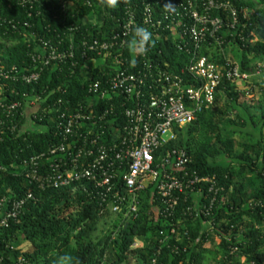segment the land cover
<instances>
[{
  "label": "trees",
  "instance_id": "trees-1",
  "mask_svg": "<svg viewBox=\"0 0 264 264\" xmlns=\"http://www.w3.org/2000/svg\"><path fill=\"white\" fill-rule=\"evenodd\" d=\"M181 1L0 0V69L15 68L18 78L27 75L31 54L41 52L40 40L66 47L72 39L77 49L73 62L49 64L35 83L0 79L4 103L24 107L28 99L38 98L35 108L21 109L22 116L17 111L6 118L0 112V217L12 203L24 200L17 220L0 229V264H15L18 258L25 264H57L65 254L72 256L73 264H264V74L254 82L263 96L255 105L241 102L247 93L223 79L213 105L178 131L171 146L186 151L192 172L214 178L216 194L208 193L206 184L196 187L200 195L188 194L173 218L156 213L159 205L151 188L141 194L138 218L121 226L120 216L99 208L83 185L38 191L24 176L22 163L55 144V115L68 104L89 99L82 89L88 66L93 78L108 72L101 58H80V40L107 38L129 13L138 16L143 2L160 15ZM228 1L237 13L236 23L217 35L221 50L212 42L201 53L221 67L238 66L253 76L256 65H264V0ZM153 40L148 55L174 65L180 53L170 41ZM213 197L207 217L183 215L185 208L208 206ZM100 223L107 229H99ZM160 232L168 240L163 241Z\"/></svg>",
  "mask_w": 264,
  "mask_h": 264
},
{
  "label": "built area",
  "instance_id": "built-area-1",
  "mask_svg": "<svg viewBox=\"0 0 264 264\" xmlns=\"http://www.w3.org/2000/svg\"><path fill=\"white\" fill-rule=\"evenodd\" d=\"M155 4L159 6L158 2ZM170 6L171 10L159 15L143 2L139 15L135 11L129 13L120 28L107 38L80 40V58H101V67L108 72L93 78L92 66H88L82 89L89 99L83 104H68L58 112L52 126L55 144L22 163L25 179L36 190L83 185V191H91L98 200L99 208L120 216L121 226L138 218L141 194L149 188L159 205L156 213L164 219L174 217L180 201L185 203L188 194L200 195L195 188L202 184L209 186L208 193L216 194L214 178L192 172L186 151L171 145L179 130L213 105L223 79L245 83L258 76L264 65L258 63L254 75L249 76L241 73L238 66L221 67L202 55V49H209L212 42L220 49L223 42L217 35L237 21V13L228 0H185ZM65 10L63 5L62 11ZM139 21L153 38L168 39L180 53L174 65L169 59L158 61L150 57L148 51L132 53L128 42L134 39ZM38 43L41 52L31 54L27 75L18 78L15 68L0 69V79L35 83L49 64L61 65L76 58L72 39L66 47L60 42ZM37 99H28V105L22 107L19 102L4 103L0 98V112L6 118L17 111L22 116L26 107H36ZM8 129L14 130V124ZM26 197L33 200L31 194ZM214 202L215 197L208 206L185 208L183 215L207 217ZM23 204L24 200L12 203L10 211L0 217V229L17 220ZM174 233L171 227L170 235ZM160 236L163 241L168 240L162 232ZM136 248L134 242L132 249ZM15 264L25 261L18 258Z\"/></svg>",
  "mask_w": 264,
  "mask_h": 264
},
{
  "label": "clouds",
  "instance_id": "clouds-1",
  "mask_svg": "<svg viewBox=\"0 0 264 264\" xmlns=\"http://www.w3.org/2000/svg\"><path fill=\"white\" fill-rule=\"evenodd\" d=\"M114 2V0H113ZM152 33L145 27L137 26L135 28L134 39L128 42L132 53L144 54L150 45H154ZM57 264H73V258L70 255H61L58 257Z\"/></svg>",
  "mask_w": 264,
  "mask_h": 264
},
{
  "label": "rangeland",
  "instance_id": "rangeland-1",
  "mask_svg": "<svg viewBox=\"0 0 264 264\" xmlns=\"http://www.w3.org/2000/svg\"><path fill=\"white\" fill-rule=\"evenodd\" d=\"M253 3H255V0H252ZM264 74V69L260 71V74L258 76L255 77H251L250 79H248V81H246L245 83L242 82H236V88L241 90V91H245L247 94L245 95L244 98H242L241 102L245 103L248 106H252L255 105L257 102L261 101L263 96L261 95L260 92H258V90L254 87V82L261 76ZM251 88H253V91H251ZM264 103V102H263ZM224 110V109H223ZM230 118H232V115H229ZM257 122V121H256ZM115 220V219H113ZM110 227L112 225V223H109ZM104 227V228H103ZM107 229V227H105L102 223H100V227L99 229ZM207 247H209V249L213 248V245L211 243H207L206 245ZM140 254V253H139Z\"/></svg>",
  "mask_w": 264,
  "mask_h": 264
}]
</instances>
